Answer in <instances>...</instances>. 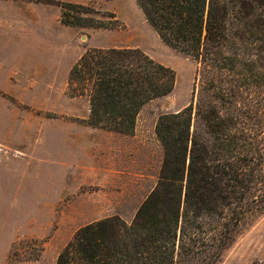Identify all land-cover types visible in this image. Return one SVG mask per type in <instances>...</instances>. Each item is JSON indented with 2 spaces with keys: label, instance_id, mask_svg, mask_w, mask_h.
I'll return each mask as SVG.
<instances>
[{
  "label": "trees",
  "instance_id": "obj_1",
  "mask_svg": "<svg viewBox=\"0 0 264 264\" xmlns=\"http://www.w3.org/2000/svg\"><path fill=\"white\" fill-rule=\"evenodd\" d=\"M160 41L198 66L194 101L159 115L157 181L127 223L75 231L55 264H219L241 226L264 213V0H134ZM71 28L110 29L113 14L62 4ZM108 21H103V18ZM174 73L136 49L86 50L67 89L86 97L89 127L131 135L143 106L169 95Z\"/></svg>",
  "mask_w": 264,
  "mask_h": 264
},
{
  "label": "rangeland",
  "instance_id": "obj_2",
  "mask_svg": "<svg viewBox=\"0 0 264 264\" xmlns=\"http://www.w3.org/2000/svg\"><path fill=\"white\" fill-rule=\"evenodd\" d=\"M116 5L117 13L103 5H86L100 14H113L110 29L72 28L61 34L57 88L46 89V111L38 112L45 117L46 133L29 129L28 151L33 157L28 160L25 202L0 205V264H55L80 227L109 217L129 223L157 181L162 160L154 133L158 116L180 111L194 101L199 88L196 62L164 45L134 0H119ZM62 12L83 20L101 17L63 7ZM4 41L0 37V43ZM94 48L139 50L171 69L175 80L169 95L142 107L131 135L115 133V140L106 138L103 149L92 152L87 138L94 128L82 121L88 118V101L68 94L66 71ZM54 128L56 146L47 133ZM19 130L16 123L12 134ZM219 264H264V213L241 226Z\"/></svg>",
  "mask_w": 264,
  "mask_h": 264
},
{
  "label": "crops",
  "instance_id": "obj_3",
  "mask_svg": "<svg viewBox=\"0 0 264 264\" xmlns=\"http://www.w3.org/2000/svg\"><path fill=\"white\" fill-rule=\"evenodd\" d=\"M118 1L0 0V37H5L0 43V205L25 202L28 160L33 157L28 151L29 129L46 133L45 117L38 112L46 111V89L57 88V43L63 32L73 31L61 23V5L97 4L117 13L113 4ZM16 123L20 130L12 134ZM93 131L87 138L92 152L102 150L106 138L117 137L101 129ZM47 133L56 146V128Z\"/></svg>",
  "mask_w": 264,
  "mask_h": 264
}]
</instances>
